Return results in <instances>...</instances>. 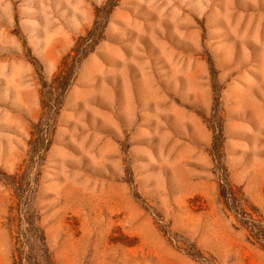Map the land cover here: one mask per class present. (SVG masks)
Returning a JSON list of instances; mask_svg holds the SVG:
<instances>
[{"label": "rangeland", "instance_id": "rangeland-1", "mask_svg": "<svg viewBox=\"0 0 264 264\" xmlns=\"http://www.w3.org/2000/svg\"><path fill=\"white\" fill-rule=\"evenodd\" d=\"M0 264H264V0H0Z\"/></svg>", "mask_w": 264, "mask_h": 264}, {"label": "trees", "instance_id": "trees-1", "mask_svg": "<svg viewBox=\"0 0 264 264\" xmlns=\"http://www.w3.org/2000/svg\"><path fill=\"white\" fill-rule=\"evenodd\" d=\"M81 40L89 41V38L81 36L80 39H79V41H81Z\"/></svg>", "mask_w": 264, "mask_h": 264}]
</instances>
